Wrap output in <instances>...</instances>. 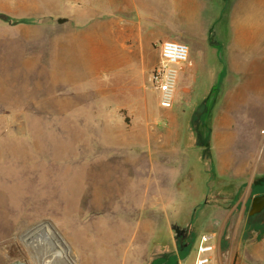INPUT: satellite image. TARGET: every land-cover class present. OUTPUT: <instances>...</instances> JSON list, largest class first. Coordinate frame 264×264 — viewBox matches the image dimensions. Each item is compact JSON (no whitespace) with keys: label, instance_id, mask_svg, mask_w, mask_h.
Segmentation results:
<instances>
[{"label":"rangeland","instance_id":"obj_1","mask_svg":"<svg viewBox=\"0 0 264 264\" xmlns=\"http://www.w3.org/2000/svg\"><path fill=\"white\" fill-rule=\"evenodd\" d=\"M233 1L222 0L224 15L217 22L212 16L208 29H234L229 21ZM35 2L24 9L31 12L32 35L47 33L49 50V37L65 31L58 19L70 20V7L44 0L39 8ZM21 9L12 16L0 12L1 18H20ZM216 10L211 7L212 14ZM28 27L8 43L0 38V49L23 51L32 45L36 53L45 46L43 38L31 42ZM183 34L175 40L208 45ZM162 41L141 46L134 38L122 39L124 47L110 56L108 70L95 76L84 66L91 58L84 54L86 44L66 45L53 71H41L38 64L28 71L0 64V264H63L61 258L68 264H123L115 262L118 258H126L125 264H193L197 237L208 230L220 234L219 264H264V210L249 214L254 192H264V124L256 147L236 140L232 146L242 150L220 152L212 119H195L189 131L202 149L189 145L180 128L177 156L167 152V119L159 117L168 108L159 104L151 79ZM183 66L186 62L179 66L176 99L190 82L181 78ZM163 141L165 147L158 149ZM162 158L169 163L155 168ZM166 166L171 175L161 174ZM234 168H242L241 175L234 176ZM155 174L170 184L176 196L172 207V199L156 189ZM230 181L231 188L222 186ZM167 204L168 215L162 208ZM39 222L40 230H52L61 258L47 255L44 240L38 245L26 239L24 233ZM173 224L187 227L189 239L176 237Z\"/></svg>","mask_w":264,"mask_h":264},{"label":"crops","instance_id":"obj_2","mask_svg":"<svg viewBox=\"0 0 264 264\" xmlns=\"http://www.w3.org/2000/svg\"><path fill=\"white\" fill-rule=\"evenodd\" d=\"M35 1V7L44 5V0ZM54 3L57 7H70V20L59 18L64 19L60 22L58 19L60 24L66 26L65 31H55L53 37H49L53 39V45L48 50L47 33L32 35V22L29 18L31 12L24 9L32 5L31 0H0V12L6 16L16 15V8L23 7L21 17L13 18L11 22L2 19L0 15V20L12 28H3L1 24L0 38L8 43L20 30L26 33V26L30 25L28 33L31 42L43 38L45 44L42 48L38 47L36 53H32V45L23 51L9 46L0 49V64L3 68L28 71L35 68L31 64H38L41 71H53V66L57 69V60L66 45L74 47L86 44L84 54L91 58L84 66L93 73L90 76H95L108 70L110 56L124 47L122 39L134 38L139 40L141 46H149L153 40L175 39L182 32V38L202 39L208 45L193 47L190 41H185L190 46V57L186 66H183L181 78L188 76L190 82L183 97L177 98L174 106L168 108L174 109H166L159 117L160 120L167 119L165 135L168 134L170 140L167 147L163 141L157 144V148L165 147L167 152L177 156L181 128L187 136L188 144L202 149L198 136H192L189 131L195 119H212L217 151L242 150L239 145L236 148L232 145L236 140L239 142L245 139L256 147L260 126L264 124V0L233 1L229 21L234 29L228 32L219 31L216 26L208 29L207 25L213 20L217 22L224 15L222 0H54ZM211 7H219V10L212 14ZM38 13L41 15L42 12L39 10ZM166 161L164 158L157 159L153 166L161 168ZM218 166L223 167L222 164ZM169 167L166 166L167 172L161 171V174L171 175ZM242 171V168H234L232 174L239 176ZM218 172L221 174L223 170L219 169ZM257 172V166L252 167L249 183L254 181ZM154 178L156 189L162 192L164 198L172 199V207L176 196L171 194L170 184L162 183L161 176L157 174ZM232 185L233 181H230L222 186L231 188ZM130 189H134V186ZM256 194L260 192H254ZM170 207L168 204L162 207L166 209L164 211L167 215ZM215 232L218 236L217 258L220 262L221 238ZM118 259L115 262L123 264L127 260Z\"/></svg>","mask_w":264,"mask_h":264},{"label":"built area","instance_id":"obj_3","mask_svg":"<svg viewBox=\"0 0 264 264\" xmlns=\"http://www.w3.org/2000/svg\"><path fill=\"white\" fill-rule=\"evenodd\" d=\"M190 46L187 42L165 39L159 46V60L152 71V82L159 90V104L172 108L176 100L179 66L188 62ZM218 236L215 231L200 233L195 242L193 264H218Z\"/></svg>","mask_w":264,"mask_h":264},{"label":"water","instance_id":"obj_4","mask_svg":"<svg viewBox=\"0 0 264 264\" xmlns=\"http://www.w3.org/2000/svg\"><path fill=\"white\" fill-rule=\"evenodd\" d=\"M60 22L64 21V19H59ZM264 210V193H260V194H256L253 196L252 198V201H251V205H250V208H249V214L250 215H255V214H258L260 212H262ZM48 224L51 226V228L57 233L58 237L63 241L64 243V240L62 239L61 235L58 233V231H56V229L54 228V226L52 225V222L49 220L47 221ZM41 222L31 226L25 233L24 235H27L26 236V239L29 241V242H32L34 243L35 242V239L36 237L33 236V233H31V231L33 229H41L40 226H41ZM176 232V237H178L180 235V226L179 225H176L174 224L172 226ZM45 234V232L43 233ZM43 234H39L38 235V238H40V240H44L43 237L44 235ZM33 236V237H32ZM41 242V241H40ZM45 243V242H43ZM13 264H28L26 260H17L15 261Z\"/></svg>","mask_w":264,"mask_h":264},{"label":"bare ground","instance_id":"obj_5","mask_svg":"<svg viewBox=\"0 0 264 264\" xmlns=\"http://www.w3.org/2000/svg\"><path fill=\"white\" fill-rule=\"evenodd\" d=\"M45 223V222H44ZM47 228V227H46ZM45 228V229H46ZM57 230V229H56ZM46 231V233L45 234H43L44 233V230H40L39 232H37L34 236L36 237V239H35V242H37L38 243V245H40L41 244V242H40V238H38V235L39 234H43L44 235V237H43V239H44V241H42V242H45L44 244H46V246H47V250L45 251V252H47L48 254L47 255H49V256H52V255H54V258H51V259H59V258H61V256H62V251H61V249L59 248V247H57L56 245H55V242H54V240H53V236H52V230H45ZM58 231V230H57ZM24 241V240H23ZM40 243V244H39ZM42 245V244H41ZM44 246V245H43ZM60 246V245H59ZM61 260H62V263L63 264H68V262L66 261V259L65 258H61ZM64 261H65V263H64ZM45 264H51L50 263V261H45L44 262ZM70 264V263H69Z\"/></svg>","mask_w":264,"mask_h":264},{"label":"flooded vegetation","instance_id":"obj_6","mask_svg":"<svg viewBox=\"0 0 264 264\" xmlns=\"http://www.w3.org/2000/svg\"><path fill=\"white\" fill-rule=\"evenodd\" d=\"M263 185H264V183H263ZM262 185V186H263ZM260 193H262V192H260ZM264 193V192H263ZM174 225V224H173ZM176 225H178V224H176ZM180 226V225H179ZM180 228H181V230H180V235L178 236V237H180L181 239H183L184 241H186V240H188L189 239V232H188V229H187V227H183V226H180ZM27 263H28V261H27ZM29 264V263H28Z\"/></svg>","mask_w":264,"mask_h":264},{"label":"trees","instance_id":"obj_7","mask_svg":"<svg viewBox=\"0 0 264 264\" xmlns=\"http://www.w3.org/2000/svg\"><path fill=\"white\" fill-rule=\"evenodd\" d=\"M205 132H207V133H208V129H207V131L205 130ZM207 133H206V135H207Z\"/></svg>","mask_w":264,"mask_h":264}]
</instances>
